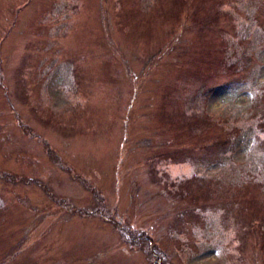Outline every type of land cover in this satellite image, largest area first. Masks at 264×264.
<instances>
[{"label":"rangeland","instance_id":"374dc122","mask_svg":"<svg viewBox=\"0 0 264 264\" xmlns=\"http://www.w3.org/2000/svg\"><path fill=\"white\" fill-rule=\"evenodd\" d=\"M250 201L264 0H0V264H264Z\"/></svg>","mask_w":264,"mask_h":264},{"label":"trees","instance_id":"16d2710c","mask_svg":"<svg viewBox=\"0 0 264 264\" xmlns=\"http://www.w3.org/2000/svg\"><path fill=\"white\" fill-rule=\"evenodd\" d=\"M195 16H196V18H188V19L192 20L194 23L199 25L200 28H206V29L212 30L210 27L211 24L204 21V17H200L199 14H195ZM213 139H217L215 141V143L211 144V147L213 148V152H218L221 155H223L226 152L231 151L232 148L230 146V142L224 140L225 139L224 137H220L219 135H216L213 138H211V140H213ZM205 179L206 178L189 179V180L184 181L183 184L179 185L178 188L182 187L181 190L184 192L187 188H191V187H188L191 185V183L189 181H193V182H198V184L205 186V190L211 191V188L209 187L210 182H207ZM211 181H212L214 187L222 188L221 182L219 180H216L214 178V179H211ZM215 181H218L219 183H217ZM180 197H184V196L180 195ZM208 198H209V195L207 194V199ZM249 209H252L254 212L252 213L253 218H251L249 220L248 224H246V227L249 228L250 231L253 229L257 233H259V235H258L259 241L264 243V207L261 204H258V206H257L255 203L250 201L249 202ZM201 211H203V210H201ZM238 223H241V222L238 221ZM263 250H264V244H263Z\"/></svg>","mask_w":264,"mask_h":264}]
</instances>
